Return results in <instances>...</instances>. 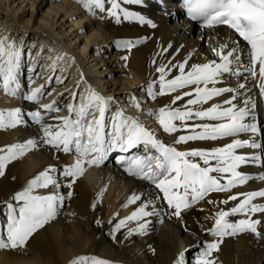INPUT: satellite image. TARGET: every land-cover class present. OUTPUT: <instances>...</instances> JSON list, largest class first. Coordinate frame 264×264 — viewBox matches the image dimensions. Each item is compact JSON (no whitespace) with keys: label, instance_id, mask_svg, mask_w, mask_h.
I'll use <instances>...</instances> for the list:
<instances>
[{"label":"bare ground","instance_id":"1","mask_svg":"<svg viewBox=\"0 0 264 264\" xmlns=\"http://www.w3.org/2000/svg\"><path fill=\"white\" fill-rule=\"evenodd\" d=\"M170 1L178 2L144 0L140 5L122 4L128 11L139 13L146 20H151L156 25L153 28L150 24L126 21L123 18L117 24L114 18L107 16L106 12L100 13L99 10L94 16L78 0H0V39L8 37L10 42L15 41L22 52L18 75L20 92L17 96H10L0 88V111L20 108L27 121L16 128L0 129V147L24 143L28 139L39 140V126L27 116L28 112L38 110L39 105L25 99L24 95L41 85H44L45 96L40 103L56 100L61 111L55 115L69 116L67 105L73 102L71 93L83 92L90 85L104 97L115 100L106 114L109 131L111 116L122 108L126 116L137 119L158 140L179 150L214 148L227 143V140L189 141L187 144L177 145L174 143L175 139L189 133L182 130L170 135L163 130L154 116L149 115L171 104V96H159L153 100L146 93L147 85L151 82L155 81L158 89L159 73L156 68L161 63L171 61L176 64L189 54H192L189 64L205 63L217 59L213 55V47L222 41H228L232 46L229 36L237 39L224 26L201 30L194 24L179 21V10L169 15L173 8L169 10L165 7ZM109 6L106 4V8ZM27 30L33 32V35L24 36L27 38L19 36ZM118 40L141 42L127 49L117 47ZM51 46L64 50L65 58L69 59L68 63H56V68L52 69L50 66L53 62L49 63L50 60L47 59L48 48ZM239 47L242 50L241 59L247 64L249 47L241 39ZM164 49H168L167 52ZM124 56L128 59H122ZM258 68L257 65L255 80L241 69L242 76L228 75L217 86L236 87L239 82L248 78L247 88L250 91H246L245 95L251 97L257 105L253 122L261 129L260 134L252 139L264 144V96L259 93ZM55 74L59 78L52 82L49 78ZM172 75H178V72L173 71ZM133 97L141 102V108L134 106ZM223 98H217L213 102ZM171 106L183 109L184 102ZM45 116L48 123H56L47 119V114ZM238 151L249 156L258 155L264 160V151L261 149ZM147 154L158 153L154 149L149 153L143 145L127 152L113 149L98 166L86 164V171L75 179L71 188L67 185L72 178H65L63 169L75 162V154L56 152L48 146H40L8 163L4 175L0 176V235L5 239L8 212L6 203L15 204L12 197L23 191L31 179L49 166L57 169L55 176L60 187L56 192L64 196V201L58 208L56 218L36 231L25 246L0 249V264H71L81 256L96 257L111 264H176L180 258H183L184 264H195L198 254L206 245L218 240L207 231L214 225L215 213L220 209L229 210L239 203L229 201L228 204H223L221 201L230 195L264 190V180L259 179L264 176V166L242 165L239 171L253 179L227 193H209L191 208L182 210L178 218L172 215L173 209L167 205V201L159 198L163 193L149 181L131 175L126 170L127 164H121V157L128 160ZM111 155H117L120 159H114ZM226 182V179L222 180V183ZM34 194L51 193L49 189H36ZM133 194L152 201L156 207L157 214L145 218L149 222L146 234L128 235L130 229L138 227L136 221H129L119 232L114 231L115 225L131 215L140 204V201L135 204L128 203ZM253 202L264 204V198L257 197ZM147 210L151 211L152 207ZM244 218L242 214H237L229 216L228 219L237 222ZM252 219L261 220L258 229L261 236L257 237L251 232L225 236L219 245V251L212 253L217 264H264V214L257 213Z\"/></svg>","mask_w":264,"mask_h":264},{"label":"snow or ice","instance_id":"2","mask_svg":"<svg viewBox=\"0 0 264 264\" xmlns=\"http://www.w3.org/2000/svg\"><path fill=\"white\" fill-rule=\"evenodd\" d=\"M78 2L94 16L97 10L100 13L106 12L107 16L114 18L117 24L121 23L123 18L126 21H138L156 27L151 20H146L139 13L122 7V4L140 5L144 0H78ZM106 4L110 6L106 8ZM186 7L187 15L192 20L200 21L206 28L211 29L224 26L246 42L249 47L248 63L244 64L241 59L240 39H232L231 36L229 39L232 40V46L228 41H222L212 48L213 55L217 59L189 64L192 55L189 54L187 58L176 64H172L171 61L161 63L156 68L159 73L158 89L154 81L147 85L146 93L153 100L159 96H171V104L149 115L154 116L163 130L170 135L182 130L189 133L179 135L174 142L177 145L187 144L189 141L227 140V143L214 148L179 150L158 140L137 119L126 116L122 108L111 116V131H109L106 114L115 100L112 97H104L90 85L83 92L71 93L73 102L67 105L69 116L55 115L61 111L56 100L40 103L45 96L44 85H41L24 95L25 99L39 105L38 110L28 112L27 116L39 126L40 138L0 147V176L4 175L8 163L23 157L30 150L48 146L56 152L76 155L75 162L63 169V176L72 178L67 185L71 188L75 179L86 171V164L98 166L113 149L127 152L143 145L149 153L154 149L158 154L134 156L128 160L121 157V164H127L126 170L131 175L149 181L160 193H163L159 198L167 201V205L173 209L172 215L178 218L182 210L191 208L209 193H227L253 179L239 171L240 167L248 164L264 166V160L258 155L249 156L238 151L241 149L264 151V144L252 139L260 134L261 129L253 122L257 105L251 97L245 95L246 91H250L247 88L248 78L239 82L236 87L217 85H221L228 75L242 76L241 69L255 80L258 65L259 93L264 96V0H186ZM140 42L118 40L116 46L131 49ZM167 50L164 49L165 52ZM21 56L22 52L15 41L10 42L8 37L0 39V77H2L0 88L10 96H17L20 92L18 75ZM56 59L61 60L63 57L58 56ZM122 59L127 60L128 57L124 56ZM50 67L55 69L56 62L53 61ZM173 71L178 72V75H172ZM60 82L63 83L62 80ZM221 97L224 98L213 102ZM132 99L134 106L141 108V102L135 97ZM181 101L184 102L183 109L179 106H171ZM45 114L47 119L56 123H48ZM26 123L20 108L7 112L0 111V129L16 128ZM244 135L248 138H241ZM56 171L54 166L41 171L28 182L23 191L17 192L12 197L15 204L6 203L7 235L6 239L0 235V249L25 246L36 231L56 218L58 208L64 201V196L56 192L60 187V182L55 176ZM224 179L226 183H222ZM259 179L264 180V176H260ZM36 189H49L51 194H34ZM68 195L70 196L71 193ZM241 196L244 198L240 199ZM257 197L264 198V190L230 195L226 200L221 201L223 204H228L229 201H239V203L229 210L220 209L215 213L214 225L207 231L218 240L206 245L198 254L195 264H217L212 253L219 251V245L225 236H234L241 232H251L257 237L261 236L258 230L261 220L252 219L257 213L264 214V204L253 202ZM137 201H140V204L136 210L120 220L115 225L114 231L119 232L129 221H136L138 227L130 229L128 235L146 234L149 222L145 218L157 214L156 207L152 201H146L138 194H133L128 203L135 204ZM150 206L151 211L147 210ZM237 214H242L245 218L237 222L228 219L229 216ZM89 261L91 264H111L107 260L89 256L77 257L71 264H87ZM176 264H184L183 258L178 259Z\"/></svg>","mask_w":264,"mask_h":264},{"label":"rangeland","instance_id":"3","mask_svg":"<svg viewBox=\"0 0 264 264\" xmlns=\"http://www.w3.org/2000/svg\"><path fill=\"white\" fill-rule=\"evenodd\" d=\"M17 1H19V0H17ZM21 31V30H20ZM33 32H30V30L28 31H23V32H21V34H19V36H26V35H33L32 34ZM35 34H38V33H36L35 32ZM24 38H27V37H24ZM53 46H56V45H53ZM52 49H53V51H52ZM48 50H49V53H48V56H47V59L48 60H50L49 61V63H52L53 61H55L56 63H60V62H67L68 63V60L65 58V56H64V50H61L58 46L57 47H55V48H53L52 46L50 47V48H48ZM55 50V51H54ZM59 51H61V54L59 53ZM24 52V51H23ZM26 52V51H25ZM57 53V54H56ZM50 55V56H49ZM64 56V58L63 59H61V60H56L55 58H57L58 56ZM55 56V57H54ZM62 56V57H63ZM52 59V60H51ZM63 60V61H62ZM65 60V61H64ZM62 63H60V64H62ZM59 78V77H58ZM58 78H57V75L55 74V75H53L52 77H51V80H52V82H54V81H56V80H58ZM60 87V86H59ZM63 87V86H62ZM111 157H114V156H112L111 155ZM5 212H6V209H5ZM206 245V244H205ZM202 247H199V249H201Z\"/></svg>","mask_w":264,"mask_h":264}]
</instances>
